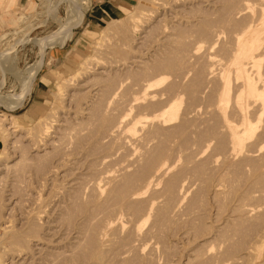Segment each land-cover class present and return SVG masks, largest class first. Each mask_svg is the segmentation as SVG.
Wrapping results in <instances>:
<instances>
[{"label": "rangeland", "instance_id": "1", "mask_svg": "<svg viewBox=\"0 0 264 264\" xmlns=\"http://www.w3.org/2000/svg\"><path fill=\"white\" fill-rule=\"evenodd\" d=\"M252 1L80 0V4L71 5L73 12L68 0H2L0 119L14 117L20 126L11 135H7L9 130L0 129V264H94L89 255L96 247L103 248L101 254L105 252L101 256L104 264H264V115L253 122L254 130L245 143L232 150L223 148L228 146L226 137L217 135L222 133L214 110L218 88L215 76L231 68L228 59L235 48L232 33L237 34L235 29L240 32L249 23L257 31L264 30V12L255 7L253 12L251 6L259 0H255L256 4ZM74 6L83 8L80 19L75 17L78 9ZM68 16L72 19L71 38L63 45L47 43V39L59 34L60 25ZM90 19H94L93 24L85 28ZM263 38L264 33V44ZM71 48L73 57L64 62ZM260 60L261 70L264 54ZM36 62L40 63L37 72L42 65L41 70H35V75L26 73L27 67ZM209 70L215 76L209 77ZM148 75L154 80L162 79L142 96L139 85L151 79ZM231 80L235 88V80ZM230 84L228 92L233 96ZM174 93L180 96L176 100L177 117L186 120L187 114L189 123L184 120L182 124L176 117L162 126L149 121L132 127V111L139 109L140 114L153 120L150 115L165 100L163 95L170 97ZM132 101L138 104L134 107ZM121 102L124 104L118 105ZM227 104L230 107L231 101ZM95 111H99L98 115ZM104 114L107 118L99 119ZM106 120L107 128L99 130L101 121ZM249 155L256 167H262L260 171L255 172L254 164L246 160ZM162 158L173 166L161 180H156L158 183L154 182L156 194L148 190L145 193L150 197L145 193L143 196L154 197L163 205L167 183L174 186V191L165 201L174 204L164 205V209L168 208L167 212L161 211L167 215L164 220L163 213L159 211L157 215L153 208L146 222L139 223L138 236H132L134 228L129 225L135 215L131 214L139 205L132 208V199L125 201V194L141 186V179L147 180ZM174 172L178 173L173 176ZM168 173L175 179H169ZM165 177L176 182L168 183ZM96 183L102 185L99 192L93 187ZM112 183L119 189L115 190ZM106 188L108 193L111 191V198L121 191L118 202L130 203L129 209L123 202L113 207V201L107 199L109 194L104 193ZM142 199L138 203L144 202L145 206ZM115 206L121 208L116 212ZM123 206L127 208L122 211ZM114 210L122 224L116 229ZM138 211L136 215L141 212ZM154 215L163 220L158 217L157 227L152 225L153 220L158 223ZM110 220L111 225L105 228ZM148 224L154 232L149 231L150 236L143 230L147 226L149 229ZM113 228L119 230L120 236ZM111 229L113 232H108ZM142 237L145 240L141 242ZM96 239V245L101 246L104 241L105 246L93 245ZM131 244L135 246L132 248ZM90 246H95L92 251Z\"/></svg>", "mask_w": 264, "mask_h": 264}, {"label": "bare ground", "instance_id": "2", "mask_svg": "<svg viewBox=\"0 0 264 264\" xmlns=\"http://www.w3.org/2000/svg\"><path fill=\"white\" fill-rule=\"evenodd\" d=\"M69 2H70V10H71V5L74 3V2H77V1H80V0H68ZM83 1V0H82ZM244 1V0H243ZM247 1V0H246ZM231 2V1H230ZM253 3H255L256 4V2H255V0L254 1H252ZM258 2V1H257ZM79 2H77V4H78ZM156 3V2H155ZM227 3H228V1H227ZM264 0H259V2L255 5V6H253V8H252V6H251V9L253 10L254 9V7H255V9L256 10H258V11H262V12H264ZM80 4V3H79ZM247 4H249V3H247ZM76 5V4H75ZM229 5H231L230 3H229ZM228 5V6H229ZM251 5V4H250ZM77 6V5H76ZM79 6V5H78ZM249 6V5H248ZM75 7V6H74ZM76 8V7H75ZM235 8V7H234ZM241 8H243V7H241ZM240 8V9H241ZM244 8H246L245 6H244ZM74 9V8H73ZM76 9H78V10H76ZM75 10L77 11V12H75L74 14H75V17L76 18H78V19H80L81 18V16L83 15V8H76ZM232 9V8H231ZM255 9L253 10V12L255 11ZM228 10H229V8H228ZM234 10V9H233ZM71 11H73V10H71ZM230 11V10H229ZM236 11V10H235ZM234 11V12H235ZM257 11V12H258ZM74 12V11H73ZM239 12H241V10L239 11ZM238 12V14H240ZM249 12V11H248ZM252 12V11H251ZM250 12V13H251ZM72 13V12H71ZM69 14V13H68ZM235 14V13H234ZM249 14V13H248ZM263 13H261V15H262ZM237 15V14H236ZM250 15L251 14H249V17H250ZM252 15H253V13H252ZM69 17L70 16H68V18L66 19V20H63L64 22L63 23H61V25H60V28H59V30H60V32H59V34L57 33V36H53L52 38H49V39H47L48 40V42L47 43H49V44H52V43H59L60 45H62L64 42H65V40L66 39H68L69 37H70V35H71V33H72V31H71V23H72V19H69ZM229 17V16H228ZM248 17V18H249ZM250 18H254V16L252 17H250ZM228 19V18H227ZM232 19V18H231ZM230 19V20H231ZM229 20V19H228ZM254 20H255V18H254ZM254 20H252V21H254ZM186 21V20H185ZM248 21H250V19L249 20H247L246 21V23L248 22ZM259 21V20H258ZM227 22H229V21H227ZM245 23V22H244ZM243 23V24H244ZM252 23V22H251ZM127 24V23H126ZM229 24V23H228ZM236 24V23H235ZM113 26L115 25L116 26V24H112ZM111 24H110V27L112 26ZM125 25V24H124ZM244 25H246V24H244ZM118 26V25H117ZM206 26V25H205ZM210 26V25H209ZM120 27H122V26H120ZM129 27V26H128ZM109 28V27H108ZM117 28H119V26L117 27ZM117 28H116V30H117ZM239 28H241V27H239ZM254 27H253V25L252 24H247L246 26H245V28L244 29H242L240 32H239V29H238V31H236L237 29H235V32H237V34L236 33H232V34H234L235 36L233 37V35H232V37H231V40L234 38V44H235V48H234V50H235V52H234V50H233V52H232V54L230 55V57H229V59H228V61H229V65L231 66V68H230V70H228V72L226 73V72H223V73H218V74H216V76H215V73H214V71L213 70H209L207 73H208V75H209V77H211V76H215L216 77V80H217V82H216V84H218L217 85V87L218 88H216L217 89V92H216V101H215V103H214V110L215 111H217V118L219 117L220 118V132L222 133V134H220V133H218L217 135H224L226 138V140H227V145L228 146H226V147H223V148H228V149H232V150H234V148H236V147H238L239 145H243L244 143H245V140L247 139V137H248V135L254 130V124H253V122H256L258 119H260V118H262V116L264 115V78L262 77V74H261V70L263 71V73H264V69H261L260 70V65H259V62H261V60H260V57L261 56H263V54H264V44L262 43V37H263V33H264V30H255V29H253ZM113 30H115L114 28H112ZM126 29V28H125ZM119 30H120V28H119ZM206 30V29H205ZM130 31V30H129ZM130 33V32H129ZM214 34H215V32H214ZM213 35V34H212ZM219 36V35H218ZM231 36V35H230ZM218 38V37H217ZM264 39V38H263ZM46 40V41H47ZM43 42V41H42ZM233 48V47H232ZM236 50H237V52H236ZM92 60V59H91ZM40 61V60H39ZM85 61V60H84ZM82 62V61H81ZM84 63V62H83ZM85 64V63H84ZM94 64V63H93ZM92 64V65H93ZM40 65V63H38V62H36L34 65H31L30 67H27V69H26V73H28V74H30V75H33L34 73H35V70H36V68L38 67ZM81 66H82V64H80ZM91 65V66H92ZM110 65V64H109ZM85 66V65H84ZM81 68H83V67H81ZM79 71H80V68H79ZM83 71V70H82ZM230 71L232 72V74H230ZM25 72V71H24ZM103 72V71H102ZM27 74V75H28ZM108 74V73H107ZM105 76H107V75H105ZM105 76H104V78H105ZM112 76V75H111ZM146 76V75H145ZM148 76H150V75H148ZM156 76V75H155ZM186 76V75H185ZM205 76H206V74H205ZM114 77V76H113ZM112 77V78H113ZM140 77H141V75H140ZM104 78H102V79H104ZM108 78V77H107ZM109 78H111V77H109ZM112 78H111V80H112ZM118 78V77H117ZM149 78H151V76L149 77ZM234 79L235 80V82H234V84H235V88L234 87H232L231 86V84H233V82L230 84V82L232 81L231 79ZM106 79V78H105ZM104 79V80H105ZM142 79V78H141ZM161 79L162 78H160V79H157V80H154V79H145V80H141L142 81V83H140V85H139V83H138V85L140 86V89L142 90V96H144V95H146L150 90H152V88L156 85V84H158L160 81H161ZM209 79V78H208ZM108 80H110V79H107L106 81H108ZM136 80H137V78H136ZM135 80V81H136ZM210 80V79H209ZM237 80V81H236ZM116 81V80H115ZM114 81V82H115ZM123 81V80H122ZM134 81V80H133ZM135 81H134V83H135ZM138 81V80H137ZM211 81V80H210ZM98 82V81H97ZM110 82V81H109ZM113 82V81H112ZM139 82V81H138ZM208 82V81H207ZM127 83V82H126ZM133 83V82H132ZM171 83V82H170ZM95 84V83H94ZM169 84V83H168ZM167 84V85H168ZM229 84H230V86L232 87V88H234L233 90L231 89V87H230V89L233 91V93L234 94H232L233 96H231L230 94H231V92H230V94H229V92H228V86H229ZM101 85V84H100ZM128 85V84H127ZM131 85V84H130ZM135 85V84H134ZM172 85V84H171ZM205 85V84H204ZM204 85H203V87H204ZM107 85H105L104 84V87H106ZM112 86H115V85H113V83H112ZM118 86V85H117ZM170 86V85H169ZM174 86V85H173ZM119 87V86H118ZM129 87V86H128ZM166 87V86H165ZM210 87V86H209ZM101 88V87H100ZM110 88V87H109ZM114 88V87H113ZM112 88V89H113ZM125 88V87H124ZM135 88V87H134ZM139 88V87H138ZM137 88V89H138ZM166 88H168V87H166ZM169 88H171V87H169ZM175 88V87H174ZM88 89H90V88H88ZM97 89V88H96ZM99 89V88H98ZM117 89V88H116ZM154 89H155V87H154ZM173 89V88H172ZM207 89V88H206ZM205 89V90H206ZM209 89V88H208ZM107 90H108V87H107ZM125 90V89H124ZM132 90H134V89H132ZM158 90H160L159 88H158ZM163 90H164V88H163ZM204 90V91H205ZM230 90V91H231ZM235 90V91H234ZM99 91V90H98ZM101 91V90H100ZM105 91V90H104ZM111 91V90H110ZM117 91V90H116ZM136 90H134L133 91V93L135 92ZM154 91V90H153ZM155 91H157V90H155ZM161 91H162V89H161ZM169 91V90H168ZM108 92V91H107ZM112 92H114V91H112ZM111 92V93H112ZM127 92V91H126ZM130 92V91H129ZM137 92H138V90H137ZM166 92H167V90H166ZM106 93V92H105ZM104 93V94H105ZM108 93H110V92H108ZM121 93V92H120ZM119 93V94H120ZM132 93V94H133ZM136 93V92H135ZM139 93V92H138ZM138 93H136V94H138ZM157 93H158V91H157ZM98 94V93H97ZM131 94V93H130ZM154 94H156V93H154ZM153 94V95H154ZM164 94V93H163ZM96 95V94H95ZM101 95V94H100ZM103 95V94H102ZM122 95V94H121ZM121 95H120V97H121ZM126 95V94H125ZM157 96H158V94H156ZM174 95V96H173ZM173 95H171L170 94V97H169V94L167 95L168 96V98H167V96H164L163 95V97H166L165 98V100L164 101H161L160 99H159V101H161L160 103H161V105L159 106L158 105V109H156V111L155 112H153V113H151V118L153 119V120H151V119H148V117L145 115V114H140V111H139V109H138V111H139V113H137L138 111L136 110V108H135V110L136 111H132V112H134V113H132V127H134V128H136V126H138V127H141V125L143 124V123H147V122H149V121H153V122H156V125H166V124H168V123H172V121H174V120H176L175 118L177 117V115L179 114L178 113V107H177V105H178V102L176 101L177 99H179V97L180 96H178L177 95V93L175 94H173ZM87 96V95H86ZM97 96H99V95H97ZM105 96V95H104ZM109 96V95H108ZM124 96V95H123ZM136 96V95H135ZM138 96V95H137ZM160 96V95H159ZM110 97V96H109ZM119 97V96H118ZM129 97V96H128ZM94 98V97H93ZM96 98V97H95ZM105 98V97H104ZM108 98V97H107ZM114 98H116V96L115 97H113V99L112 100H114ZM124 98V97H123ZM127 98V97H126ZM88 99V98H87ZM98 99V98H97ZM136 98L134 97L133 98V100H135ZM163 99V98H162ZM83 100V99H82ZM101 100V99H100ZM103 100V99H102ZM106 100V99H105ZM124 100V99H123ZM122 100V101H123ZM127 100V99H126ZM126 100L124 101V102H126ZM131 100H132V98H131ZM158 100V99H157ZM84 101V100H83ZM99 101V100H98ZM111 101V100H110ZM155 101V100H154ZM154 101H152V102H154ZM229 101H231V106L230 107H228V102ZM87 102H89V101H87ZM116 102V101H115ZM118 102H120V100L118 101ZM13 103V102H12ZM92 103V102H91ZM100 103H102V101L100 102ZM99 103V104H100ZM104 103V102H103ZM117 103V102H116ZM123 102H121L120 104H118V105H121ZM127 103V102H126ZM132 103H133V101H132ZM159 103V102H158ZM111 104V103H110ZM113 104V103H112ZM124 104V103H123ZM128 104V103H127ZM138 104V103H137ZM137 104H135V105H137ZM150 104V103H149ZM149 104H147L148 106H149ZM153 104H155V103H153ZM153 104H151V105H153ZM157 104V103H156ZM155 104V105H156ZM98 105V104H97ZM105 105V104H104ZM103 105V106H104ZM126 105V104H125ZM134 107H135V105H134V103L132 104ZM154 105V107H156ZM213 104H211V106H212ZM88 106V105H87ZM91 106V105H90ZM94 106V105H93ZM93 106H91V107H93ZM112 106V105H111ZM110 106V107H111ZM115 106V105H114ZM117 106V105H116ZM122 106V105H121ZM120 106V107H121ZM129 106H131V105H129ZM138 106H140V105H138ZM146 106V105H145ZM98 107H99V105H98ZM113 107V106H112ZM124 107H126V106H124ZM89 108V107H88ZM96 108V107H95ZM101 108V107H100ZM99 108V109H100ZM122 108V107H121ZM90 109V108H89ZM97 109V108H96ZM107 109V108H106ZM108 109H110V108H108ZM115 109V108H114ZM117 109H118V107H117ZM132 109H134L133 107H132ZM153 109H155V108H153ZM213 109V108H212ZM82 110V109H81ZM98 110V109H97ZM96 110V111H97ZM100 110H102V109H100ZM126 110V109H125ZM130 110V108H128V111ZM80 111V110H79ZM95 111V112H96ZM114 111V110H113ZM115 111H117L116 109H115ZM115 111H114V113H115ZM92 111H90V113H91ZM99 112V111H98ZM98 112H96L95 113V115H98L97 113ZM102 112V111H101ZM104 112V111H103ZM106 112V111H105ZM104 112V113H105ZM108 112V111H107ZM110 112H111V110H110ZM214 112V111H213ZM79 113V112H78ZM87 113V112H86ZM90 113H89V115H90ZM113 113V112H112ZM113 113V114H114ZM144 113V112H143ZM108 114H109V112H108ZM185 114H186V112H185ZM184 114V115H185ZM214 114V113H213ZM94 115V116H95ZM103 115V114H102ZM101 115V116H102ZM110 115V114H109ZM108 115V116H109ZM106 115L104 114V116H102V117H100V115H99V119H102V118H104ZM179 116H181V115H179ZM182 116H183V114H182ZM181 116V117H182ZM96 117V116H95ZM190 117V116H189ZM188 117V118H189ZM264 117V116H263ZM105 118H107V117H105ZM178 118V117H177ZM183 118V117H182ZM184 118H186V120L185 119H181V118H178V121H179V119L181 120V123H182V121H187L188 123L190 122V121H188L187 120V114H186V116L184 117ZM218 118V119H219ZM109 119V118H108ZM116 119V118H115ZM103 120V119H102ZM105 120V119H104ZM112 120H113V118H112ZM100 121V120H99ZM102 123H101V125H100V127H99V130H104V127H106L107 126V124H106V122H107V120L106 121H101ZM110 122H111V120H110ZM117 122V121H116ZM180 122V121H179ZM118 123H120V122H118ZM145 123V124H146ZM113 124V123H112ZM177 124H178V122H177ZM176 124V126H179V124L177 125ZM183 124V123H182ZM182 124H181V126H182ZM17 125L18 126H20L19 124H17L16 122H15V119H14V117H13V119L12 118H9V117H4V116H2L1 117V119H0V129H2L3 131H7L8 132V130H9V132L7 133V135H11L10 133H12V132H15L16 130H18L17 129ZM109 125V124H108ZM114 125V124H113ZM112 125V126H113ZM160 126V127H161ZM114 127H115V125H114ZM116 127H117V125H116ZM159 127V126H158ZM107 128V127H106ZM105 128V129H106ZM186 128V127H185ZM138 130H139V128H138ZM19 132V131H18ZM30 132V131H29ZM28 132V133H29ZM16 133V132H15ZM215 133V132H214ZM33 135V134H32ZM31 135V136H32ZM28 136V135H27ZM30 136V135H29ZM224 136H222V137H224ZM186 137V136H185ZM39 138H41V137H39ZM188 138V137H187ZM32 139V138H31ZM38 139V138H37ZM36 139V140H37ZM189 139V138H188ZM191 139V138H190ZM184 140H187V139H184ZM34 141V140H33ZM32 141V142H33ZM9 143V142H8ZM12 143V142H11ZM36 143V142H35ZM51 144V143H50ZM225 144H226V142H225ZM11 146V145H10ZM206 146V145H205ZM228 149H225V154L227 155V152H226V150H228ZM202 150V149H201ZM231 151V150H230ZM236 151V150H235ZM247 152V151H246ZM246 152H245V155H246ZM229 153V152H228ZM234 153V152H233ZM233 156V155H232ZM248 157H250L251 158V155H249V156H247V158H246V160L248 159L249 160V158ZM263 158H264V156H263ZM252 159V158H251ZM232 160V159H231ZM230 160V161H231ZM244 161H245V158L243 159ZM247 160V161H248ZM242 161V160H241ZM247 161H245V162H247ZM250 162H251V160H249ZM256 161H259V160H256ZM261 161H262V158H261ZM250 162H248L247 164H249ZM252 163V162H251ZM256 163V162H255ZM255 163L253 162L252 164H254L252 167H254V171L255 172H258V170L260 171V168H262L260 165L258 166L257 165V167H256V165H255ZM239 164H240V162H239ZM242 164V163H241ZM257 164H259L258 162H257ZM263 164V163H262ZM246 165V164H245ZM172 164L171 163H168L166 160H164V158H162V159H159L158 161H157V163L155 164V166H154V170H152V171H154L153 173H152V175L146 180H142L141 179V181H140V183L141 182H143V183H141L140 185L141 186H136V187H138V188H136L135 189V187H134V190L132 191V192H130V191H127V192H130L129 194H125L126 195V197H124L125 198V201H126V199L128 200H131L132 199V201H130V203H132V208H133V206L135 207L136 205V208L138 207V205H139V208H140V206H141V208H142V205H143V203H142V205L141 204H139L138 202H142L141 201V197H143L144 198V193L146 192V191H148L149 190V192H152V190L154 191V189H155V181L157 180V179H159L160 177H162L163 175H165L167 172H170V169L172 168ZM241 166H243V165H241ZM247 166V165H246ZM249 167H250V165H249ZM248 167V168H249ZM252 167H250V168H252ZM28 168H29V166H28ZM123 169V168H122ZM135 171H137V170H135ZM151 171V172H152ZM27 172V171H26ZM51 172V171H50ZM54 172V171H53ZM133 172V171H132ZM180 172V171H179ZM134 173V172H133ZM175 174H173V176H175L176 175V173H178V172H174ZM137 174V173H136ZM148 174V173H147ZM147 174H146V176H147ZM135 175V174H134ZM168 175H169V173H168ZM167 175V176H168ZM170 175H172V174H170ZM170 175L168 176L169 177V179L171 178H174L175 179V177H170ZM178 175V174H177ZM108 176V175H107ZM110 176V175H109ZM149 176V175H148ZM147 176V177H148ZM106 177V176H105ZM105 177H103L105 180H107ZM115 177H116V175L113 177V179H115ZM131 177H132V175H131ZM167 177V178H168ZM111 178V177H110ZM166 177H165V180H168ZM104 179H100L101 181H103ZM135 179H137V178H135ZM99 180V181H100ZM160 180H161V178H160ZM160 180H159V183H160ZM164 180V181H165ZM108 181V180H107ZM106 181V182H107ZM110 181V180H109ZM169 182L168 183H171V184H174V183H172V182H174L175 180H168ZM172 181V182H171ZM104 182V181H103ZM114 182V181H113ZM117 182V181H116ZM157 182V181H156ZM167 182V181H166ZM165 182V183H166ZM176 182V181H175ZM102 184L103 185V183L102 182H99V184ZM158 183V182H157ZM98 183H96L93 187H94V189L95 190H97L98 192L100 191V188H101V186L99 185ZM164 184V183H163ZM176 184V183H175ZM105 185H106V183H105ZM110 185V184H109ZM111 185H113L112 187L114 188L115 187V185H116V183H115V185L112 183ZM119 185V184H118ZM124 185V184H123ZM165 185H167V186H165L164 187V185L161 187V189H160V192H163V191H161L162 190V188L163 189H165L164 191H166V193H164V195H166L165 197L166 198H164V197H162V198H164L166 201L167 200H169V198H171V193H172V191H174V190H172L171 188L172 187H174L173 185L171 186L170 184H165ZM104 186V185H103ZM107 186H108V184H107ZM106 186V187H107ZM121 186H122V184H121ZM121 186H120V189H121ZM216 186V185H215ZM92 187V188H93ZM109 187V186H108ZM111 187V188H112ZM124 187V186H123ZM128 187V186H127ZM102 188H105V187H102ZM111 188H109V189H111ZM113 188H112V191H113ZM117 188H118V186L116 187V189L115 190H117ZM176 188V187H175ZM188 188V187H187ZM214 188V187H213ZM93 189V190H94ZM119 189V188H118ZM123 190L125 189L126 190V188L124 187V188H122ZM130 189V188H129ZM132 189V188H131ZM157 189V188H156ZM156 189H155V191H156ZM176 189H178V188H176ZM175 189V190H176ZM182 189V188H181ZM92 190V191H93ZM94 190V191H95ZM106 190H107V192H105L104 191V193H107V195L109 194V197H107V199H110L109 201H113V202H111L112 204H113V207H114V205H116V203L118 202V199H117V196L119 195V194H122V192L120 191V193H118L117 194V196H116V193L117 192H119V191H117L116 193H115V190H114V193L115 194H113V195H115V197H113L112 196V198H111V196H110V192L108 193V189L106 188ZM122 190V191H123ZM128 190V189H127ZM151 190V191H150ZM158 190H159V187H158ZM185 190V189H184ZM155 191L152 193V195H155L156 193H155ZM179 191V190H178ZM98 192H96L95 191V193L97 194ZM180 192H182L181 190H180ZM94 193V192H93ZM102 193V192H101ZM103 193V194H104ZM113 193V192H112ZM124 193V192H123ZM183 193V192H182ZM102 194V195H103ZM145 194H147V193H145ZM151 194V193H150ZM159 194V193H158ZM160 194H162V193H160ZM159 194V195H160ZM177 195V192L175 193L174 192V195ZM101 195V196H102ZM123 195V194H122ZM144 195V196H143ZM148 195V194H147ZM147 195H146V198H148V197H150L149 195H148V197H147ZM178 195H180V194H178ZM38 196V195H37ZM100 196V195H99ZM120 196V195H119ZM98 196H96V198H97ZM158 197V196H157ZM161 197V196H160ZM173 197V196H172ZM38 198V197H37ZM100 198H103V196L102 197H100ZM121 198H123L122 196H121ZM146 198H144V199H146ZM153 198L154 197H151V199H149L148 198V200L146 199V200H143V201H145V206L143 205V209H142V211H141V208L139 209V208H137V210H139L138 212H140L139 213V215H136L135 214V212L137 211L136 210V208H135V210L136 211H132V214L131 215H135V217H134V219H133V217H132V226H130L129 225V227H133L134 229H133V232L134 233H132V236H133V234L134 235H137L138 234V230H139V228H138V225H139V223H143V221L144 222H146V219L151 215V210H153V208H155V210H153V211H155V214H157V215H160V213H161V211H166L168 208L166 207L165 209H164V205L165 204H167V203H169V201L168 202H166L165 200H164V202H163V200H162V203H163V205H161V201L159 200V201H154L153 200ZM161 198V199H162ZM186 198V197H185ZM103 199H106V198H103ZM106 199V200H107ZM112 199V200H111ZM116 199H117V201H116ZM119 200H120V198H119ZM123 200V199H122ZM175 201H177L178 200V198L177 199H174ZM100 201V200H99ZM116 201V202H115ZM125 201H122L123 203H126ZM122 202H118V204H120V203H122ZM129 202V201H128ZM91 203V202H90ZM102 202H100L99 203V205L101 204ZM123 203H122V205H123ZM130 203H128V204H130ZM138 203V204H137ZM176 203V202H175ZM127 204V203H126ZM125 205V206H130V205ZM171 204H174V202H172ZM171 204H167L168 205V207H169V205L171 206ZM97 205V204H96ZM121 205V206H122ZM167 205H165V206H167ZM98 206V205H97ZM101 206V205H100ZM121 206L119 207V208H121ZM113 207H111L112 208V210L114 209ZM118 207V206H117ZM127 207H125V208H127ZM180 207V206H179ZM92 208V207H91ZM118 208V209H119ZM123 208H124V206H123ZM122 208V211L123 210H126L125 208L123 209ZM171 208V207H170ZM173 208V207H172ZM118 209L116 208V206H115V210H116V212L118 211ZM127 209H129V207L127 208ZM164 209V210H163ZM111 210V209H110ZM115 210H114V214H115V216H114V223H116V224H114V228L116 229V228H120L121 226H122V224L118 221V218H117V215H116V212H115ZM132 210H134V209H132ZM158 210V213H156V211ZM176 210H178L177 208H176ZM244 210V209H243ZM246 210V209H245ZM250 210H253L252 208L251 209H247L246 211H245V213H249V211ZM121 211V212H122ZM159 211H160V213H159ZM120 212V211H119ZM125 212V211H124ZM162 212V213H163ZM167 212V211H166ZM108 213H109V211H108ZM112 213V212H111ZM112 213V215H114ZM137 213V212H136ZM161 213V214H162ZM174 213H175V211H174ZM251 213V212H250ZM119 214V213H118ZM125 214H130L129 213V210H128V212L127 213H125ZM125 214H123V215H125ZM138 214V213H137ZM111 215V217H113ZM130 215V216H131ZM163 216L162 217H164L163 218V220L165 219V217L167 216V215H165V213H163L162 214ZM165 215V216H164ZM109 216V215H108ZM138 216V217H137ZM119 217V216H118ZM126 217V216H125ZM152 217H154L155 219H156V221H157V219H158V217H159V220H160V216H157V218H156V215H154V216H152ZM162 217H161V220H162ZM107 218V217H106ZM105 218V219H106ZM110 218V217H109ZM1 219V218H0ZM122 220V219H121ZM126 220V219H125ZM160 220V221H161ZM162 220V221H163ZM104 221V220H103ZM102 221V222H103ZM108 221V220H107ZM128 221V220H127ZM126 221V222H127ZM152 221V220H151ZM113 222V221H112ZM125 222V221H124ZM154 224H152V225H155L156 227H157V225L160 223V222H158V223H156L154 220L152 221ZM101 223V222H100ZM156 223V224H155ZM95 224H97V223H95ZM95 224H93L94 226H95ZM130 224V223H129ZM145 224V223H144ZM105 228H109V226L111 225V220H110V222H107V224L105 223ZM149 225V224H148ZM152 225H149V229H148V226H147V229H143L144 230V234H146V235H148L147 233H149V231H150V228H152L151 226ZM7 226H8V224H7ZM103 226H104V224H103ZM103 226H100V227H103ZM155 226H154V230H155ZM127 227V226H126ZM145 227V226H144ZM113 228V230H115ZM125 228V227H124ZM128 228V227H127ZM97 229V228H96ZM99 229V228H98ZM109 230V229H108ZM113 230L111 229L110 231H108V232H113ZM126 230V229H125ZM131 229H129V232L128 233H130V232H132V231H130ZM143 230H142V232H143ZM147 232H146V231ZM95 231V230H94ZM103 231V230H102ZM117 230H115V232H116ZM119 231V230H118ZM118 231L116 232L117 233V236H120V235H118ZM88 232V231H87ZM98 232H99V230H98ZM98 232H97V234H98ZM105 232V231H104ZM104 232L102 233L103 235H104ZM108 232H107V235H104V236H109V234H108ZM125 232H127V231H125ZM142 232L140 231V233H141V235L142 236H144V234H142ZM151 233L153 232V230L152 231H150ZM101 233V232H100ZM121 233H122V231H121ZM131 234V233H130ZM153 234H154V232H153ZM153 234L151 235V236H153ZM14 235V234H13ZM12 235V236H13ZM92 235V234H91ZM93 235H94V233H93ZM95 235H96V233H95ZM95 235H94V237H95ZM101 235V234H100ZM103 235H101V236H103ZM141 235H140V237H141ZM145 235V236H146ZM15 236V235H14ZM97 236V235H96ZM115 236V235H114ZM138 236V235H137ZM149 236H150V233H149ZM149 236H148V238H149ZM93 237V239H95ZM111 237V236H110ZM140 237H138L137 239H138V241L140 242ZM98 238V242H99V237H97ZM100 238H102V237H100ZM106 238V237H105ZM112 238H113V236H112ZM111 238V239H112ZM115 238V237H114ZM123 238V237H122ZM131 238H133V237H131ZM144 238H147V236L146 237H144ZM143 237H142V239H141V242L143 241V239H144ZM151 238V237H150ZM90 239H91V237H90ZM104 239V238H103ZM103 239H102V241H103ZM108 239V238H107ZM110 239V240H111ZM116 239V238H115ZM114 239V240H115ZM121 239V238H120ZM123 239H125V238H123ZM127 239V238H126ZM1 240V239H0ZM4 240V239H3ZM7 240V239H6ZM92 240V239H91ZM101 240V239H100ZM105 240V239H104ZM109 240V239H108ZM107 240V242H108V244H109V241ZM117 240V239H116ZM118 240H119V238H118ZM131 240V239H130ZM133 240V239H132ZM135 240V239H134ZM145 240V239H144ZM5 241V240H4ZM3 241V242H4ZM96 241H97V239L96 240H94V242L95 243H93V245L95 244H97L96 243ZM85 242H87L86 240H85ZM90 242V244L89 245H91L92 243H91V241H89ZM93 242V241H92ZM101 242V241H100ZM105 242H106V240H105ZM114 242V241H113ZM129 242V241H128ZM132 242V241H131ZM135 242H136V240H135ZM110 243H111V241H110ZM124 243H125V241H124ZM123 243V244H124ZM3 244V243H2ZM85 244V243H84ZM83 244V245H84ZM101 244V243H100ZM104 244V241L102 242V245ZM108 244H106V245H108ZM114 244V243H113ZM126 244V243H125ZM132 244H133V242H132ZM132 244H131V246H132ZM134 244H136V243H134ZM138 244V243H137ZM5 245V244H4ZM82 245V246H83ZM87 245V244H86ZM85 245V246H86ZM88 245V246H89ZM92 245V246H93ZM102 245L101 246H99V244L98 245H96V246H99V247H102ZM111 245H112V243H111ZM110 245V246H111ZM129 245H130V243H129ZM103 246H105V245H103ZM128 246V245H127ZM135 245H133L132 246V248L134 247ZM137 246V245H136ZM138 246H139V244H138ZM95 247V246H94ZM94 247H92V248H94ZM108 247V246H107ZM84 248V247H83ZM89 248H91V246L89 247ZM92 248H91V251H92ZM97 248V249H96ZM92 252H91V254L89 255V256H91L94 260H92V262H97V263H95L94 262V264H98V263H100V262H98V261H101L102 262V258H103V256L102 255H104L105 254V252L103 253V254H101L103 251H102V249L103 248H101V250H99L98 249V247H96ZM111 248V247H110ZM130 248V247H129ZM125 249V248H124ZM111 250V249H110ZM131 250V249H130ZM13 251V250H12ZM102 251V252H101ZM108 251H109V249H108ZM127 251V250H126ZM129 252V251H128ZM132 252V251H131ZM130 253V252H129ZM119 255H121V253L119 254ZM126 255V254H125ZM5 256V255H4ZM12 256V255H11ZM101 256H102V258H101ZM124 256V255H123ZM122 257V256H121ZM125 257H127V256H125ZM130 257V256H129ZM124 258V257H123ZM1 259V258H0ZM12 259V258H11ZM131 259H132V256H131ZM8 260V259H7ZM103 260H105V259H103ZM128 260V259H127ZM89 261H91V259L89 260ZM121 261H123L122 260V258H121ZM10 262V261H9ZM91 262V263H92ZM129 262H130V260H129ZM103 263V262H102ZM122 263H124V262H122ZM13 264V263H12ZM104 264V263H103Z\"/></svg>", "mask_w": 264, "mask_h": 264}, {"label": "crops", "instance_id": "3", "mask_svg": "<svg viewBox=\"0 0 264 264\" xmlns=\"http://www.w3.org/2000/svg\"><path fill=\"white\" fill-rule=\"evenodd\" d=\"M1 3H2V0H0V4H1ZM83 15H84V14H83ZM82 19H83V18H82ZM93 21H94V19H90V20L86 23L85 28H90V27H88V26H91V24H93ZM72 35H73V31H72ZM70 38H71V37H69L68 39H70ZM68 39H66V40H68ZM66 40H65V41H66ZM63 44H64V43H63ZM63 44H62V45H63ZM72 49H73V48H71V49H69V50L67 51V53H66V55H65V60H64V62H67V63H68L69 61H71V59H72V57H73ZM41 68H42V65H41ZM41 68H40V70H41ZM40 70H39V71H40ZM39 71H38V72H39ZM36 72H37V70H36ZM38 72H37V73H38ZM35 74H36V73H35ZM35 74H34V75H35ZM35 77H36V76H35ZM34 80H35V78H34ZM34 80H33V82H34ZM33 82H32V84H33ZM32 84H31V87H32ZM30 91H31V89H30ZM30 91H29V92H30Z\"/></svg>", "mask_w": 264, "mask_h": 264}, {"label": "built area", "instance_id": "4", "mask_svg": "<svg viewBox=\"0 0 264 264\" xmlns=\"http://www.w3.org/2000/svg\"><path fill=\"white\" fill-rule=\"evenodd\" d=\"M59 3H60V2H59ZM59 3H58V4H59ZM55 5H56V4H55Z\"/></svg>", "mask_w": 264, "mask_h": 264}]
</instances>
